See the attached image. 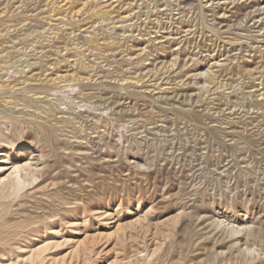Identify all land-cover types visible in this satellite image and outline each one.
<instances>
[{
	"label": "rangeland",
	"instance_id": "rangeland-1",
	"mask_svg": "<svg viewBox=\"0 0 264 264\" xmlns=\"http://www.w3.org/2000/svg\"><path fill=\"white\" fill-rule=\"evenodd\" d=\"M264 0H0V264H264Z\"/></svg>",
	"mask_w": 264,
	"mask_h": 264
},
{
	"label": "bare ground",
	"instance_id": "bare-ground-1",
	"mask_svg": "<svg viewBox=\"0 0 264 264\" xmlns=\"http://www.w3.org/2000/svg\"><path fill=\"white\" fill-rule=\"evenodd\" d=\"M263 16H264V9H259L255 14H253V16H250V19L255 20V19L259 18V17L262 19Z\"/></svg>",
	"mask_w": 264,
	"mask_h": 264
}]
</instances>
